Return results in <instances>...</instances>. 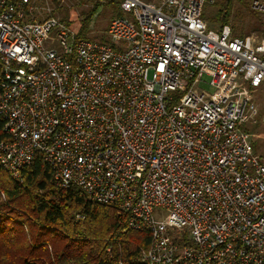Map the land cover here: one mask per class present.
<instances>
[{"label": "built area", "instance_id": "1", "mask_svg": "<svg viewBox=\"0 0 264 264\" xmlns=\"http://www.w3.org/2000/svg\"><path fill=\"white\" fill-rule=\"evenodd\" d=\"M37 1L0 0L2 169L21 182L42 156L59 188L149 233L143 264H264V161L245 130L264 40L209 28L213 0H117L108 43L78 40L34 20Z\"/></svg>", "mask_w": 264, "mask_h": 264}, {"label": "trees", "instance_id": "2", "mask_svg": "<svg viewBox=\"0 0 264 264\" xmlns=\"http://www.w3.org/2000/svg\"><path fill=\"white\" fill-rule=\"evenodd\" d=\"M225 1L227 11L220 10L216 18L220 26L229 24L231 0ZM111 4L118 7L117 0ZM94 13L93 9L86 15L76 38L108 43L105 33L99 38L86 36ZM119 14L118 10L114 17ZM203 18L206 21L204 12ZM230 29L233 37L246 38L241 29ZM257 123L258 119L249 127ZM3 126L0 120V142L7 137ZM11 181V187L0 186V264H143L140 252L150 244L149 233L129 229L127 218L115 206L94 204L75 188H59L42 156L22 170L21 182Z\"/></svg>", "mask_w": 264, "mask_h": 264}, {"label": "rangeland", "instance_id": "3", "mask_svg": "<svg viewBox=\"0 0 264 264\" xmlns=\"http://www.w3.org/2000/svg\"><path fill=\"white\" fill-rule=\"evenodd\" d=\"M113 0H57L54 3L52 0L44 2L38 0L34 9V20H42L46 17H55L59 21L66 20L71 24L74 32L78 30L86 15L93 9L94 16L88 23L87 37L99 38L105 33L106 27L110 19L118 15V7L113 6ZM253 0H231L229 5V26L241 29L248 38L249 42L264 40V21L262 15L252 8ZM221 14L227 11L225 0H213L212 4H207L204 7V13L207 25L211 29H218L221 22L216 21L218 13ZM63 23V22H62ZM65 24V23H64ZM97 40V39H96ZM204 81L208 79L204 77ZM202 88L210 93L212 90L206 85ZM246 87H243L245 90ZM248 95V93H246ZM252 99L258 109V123L253 127L249 125L245 130H251V141L254 143L256 154L264 161V90L260 89L257 92H252ZM247 131V130H246ZM248 132V131H247ZM12 181L8 173L0 170V186L8 188L11 187ZM167 212L157 210L155 219L160 221L166 217Z\"/></svg>", "mask_w": 264, "mask_h": 264}]
</instances>
